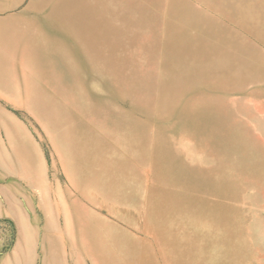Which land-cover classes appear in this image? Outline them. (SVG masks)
Wrapping results in <instances>:
<instances>
[{
  "label": "rangeland",
  "instance_id": "1",
  "mask_svg": "<svg viewBox=\"0 0 264 264\" xmlns=\"http://www.w3.org/2000/svg\"><path fill=\"white\" fill-rule=\"evenodd\" d=\"M54 2L0 0V264H264V0H64V79Z\"/></svg>",
  "mask_w": 264,
  "mask_h": 264
},
{
  "label": "bare ground",
  "instance_id": "2",
  "mask_svg": "<svg viewBox=\"0 0 264 264\" xmlns=\"http://www.w3.org/2000/svg\"><path fill=\"white\" fill-rule=\"evenodd\" d=\"M65 8H72V7L65 5ZM101 19L103 18L100 16V13L80 12L78 9L75 12L74 11L68 12L66 9L63 8V13L61 15V21H62L61 28H58V27H55V28L58 29L59 31L68 30L70 34L73 36V38L78 39V40H81V39L88 40L91 37L100 38L105 28L103 26L101 27L99 26ZM107 21L109 22V20ZM52 26H55V25H52ZM109 29L110 28L106 29L107 34L109 32ZM86 32L87 34H84ZM88 32H90V35L88 34ZM103 35H104V32H103ZM85 37H88V38H85ZM34 38L38 39L37 42L40 44L37 46H41L42 48H44V52H43L44 58L43 59H44V64L46 65V67L47 66L51 67V71L54 73L55 72L58 73L60 77L63 79L69 78L70 72L73 71L74 66L70 64H64L63 62L64 53H62L63 44L59 41L51 40L49 36L38 37L37 35H35ZM82 48L84 50V53L86 54L87 50H85L83 46ZM37 52L39 54L42 53L41 51L39 52V50ZM88 54L89 53H87V55ZM39 59L42 60V58H39ZM103 59H104L102 60L103 64L105 65L109 64V61L106 60L107 58H103Z\"/></svg>",
  "mask_w": 264,
  "mask_h": 264
},
{
  "label": "crops",
  "instance_id": "3",
  "mask_svg": "<svg viewBox=\"0 0 264 264\" xmlns=\"http://www.w3.org/2000/svg\"><path fill=\"white\" fill-rule=\"evenodd\" d=\"M63 1H64V0H59V2H54V3H55V4H53L54 6H53L52 4H50V6H49V4L47 5V3H45V6H46L45 11H44V14H45V15H44L43 23H42V28H44V31H45V32L41 33V32H39L38 29H36V30L34 29V30H33L30 26L26 27L27 29H23V28H22L23 30L19 28V29H20L19 31L22 33L24 30H28V33H31V35H34V34L37 32V33H39L40 36H49L51 40L56 41L55 39H53L52 35H50L49 32H48V30H49V29H48V25H50V24H49V22H48V16H47V14H48L49 9H50L51 7H52V8L60 7V5H61V3H62ZM251 3H252V2H251ZM251 3H248V4H251ZM248 4H247V5H248ZM252 4H253V3H252ZM51 5H52V6H51ZM241 7L243 8L244 6H240L239 8H241ZM60 13H61V14L63 13V10H62V9H61V12H60ZM55 26H56V25H55ZM52 27H53V29H54L55 31L58 30V29H56L54 26H52ZM53 29H52V30H53ZM61 31H62V30H61ZM20 32H19L18 34H20ZM15 36H16V34H13V37H14V38H15ZM173 37L176 38L177 36H173ZM24 38H25V37H24ZM169 38H170L169 40L173 39L171 35L169 36ZM25 39H26V38H25ZM27 40H28V39H26V41H27ZM33 40H34V41H38V39H36V38H33ZM14 41H15V39H14ZM14 46H15V42H13V43L11 44V47H14ZM11 47H10V48H11ZM11 49H13V48H11ZM26 58H27V57H26Z\"/></svg>",
  "mask_w": 264,
  "mask_h": 264
}]
</instances>
